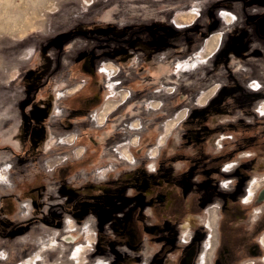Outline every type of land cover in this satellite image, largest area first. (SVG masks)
<instances>
[{
    "label": "rangeland",
    "instance_id": "obj_1",
    "mask_svg": "<svg viewBox=\"0 0 264 264\" xmlns=\"http://www.w3.org/2000/svg\"><path fill=\"white\" fill-rule=\"evenodd\" d=\"M137 28L164 33V48L143 38L127 45ZM249 40L264 47V0H0V264L33 262L29 235L42 239L49 264H105L88 254L90 223L65 244L68 219L57 231L41 214L71 193L116 190L99 210L121 213V245L127 174L163 159L161 169L180 165L156 155L203 154L196 167L215 163L214 175L225 163H260L264 177V55ZM78 47L85 56L76 60ZM91 53L102 54L95 74L81 68Z\"/></svg>",
    "mask_w": 264,
    "mask_h": 264
},
{
    "label": "flooded vegetation",
    "instance_id": "obj_2",
    "mask_svg": "<svg viewBox=\"0 0 264 264\" xmlns=\"http://www.w3.org/2000/svg\"><path fill=\"white\" fill-rule=\"evenodd\" d=\"M135 30L137 33L129 37L127 45L143 38L153 49H163L168 39L164 33ZM217 34L219 42L221 34ZM84 51V47H78L73 58L82 59ZM100 55L91 53L87 60H82V70L95 74ZM49 83L47 79L43 84H37L35 90ZM245 95L251 100L257 94L246 92ZM159 156H171L180 165L173 170L161 169L163 159L155 162L156 168L146 173L127 174L129 187L121 245L116 240L119 234L114 228L116 221H113L121 219V213L99 210L104 208L103 205H110L114 197L118 198L116 190H108L109 194L105 196L103 191L100 193L102 187H94L91 196L71 193L56 210L41 214L42 220L46 222L45 218H51L54 227L62 230L68 219L71 233L63 235V240L71 245L80 240L75 233L80 224L84 221L90 223L96 239V253L93 255L107 260L106 264H264V177L260 175L261 164L255 163L250 170L246 163L229 162L220 168L222 173L214 175L212 166L215 163L208 162L211 167L204 172L196 167V162L205 156L203 154H161L156 155L157 158L149 155L147 159L159 160ZM251 156L239 154L240 159ZM183 161L185 164L182 165ZM218 185L223 190L218 189ZM71 201L78 203L72 212L69 211ZM4 227L2 222L1 236H5L2 234ZM18 229L17 226L15 235H23L24 231Z\"/></svg>",
    "mask_w": 264,
    "mask_h": 264
},
{
    "label": "crops",
    "instance_id": "obj_3",
    "mask_svg": "<svg viewBox=\"0 0 264 264\" xmlns=\"http://www.w3.org/2000/svg\"><path fill=\"white\" fill-rule=\"evenodd\" d=\"M249 41H251V43H250V51L251 52H253L254 54H259V55H264V47L263 48H260L261 46L259 45V47L257 46V41L256 40H249ZM245 50H247V48L245 49ZM250 53V52H249ZM253 56H255V55H253ZM254 60H259V58L257 59V57H252ZM71 226H68V228H65V234L66 233H71ZM55 230H57V231H59L60 230V228H55ZM76 231V230H75ZM56 232V231H55ZM75 233H77V232H75ZM75 233H73V234H75ZM55 240H53V242H52V246H54V245H57V233H55ZM94 236H95V232H92V233H90L89 235H88V237L87 238H89L90 237V239L92 240L91 241V243H90V247H91V249L89 250V252H88V254H89V256H91V255H93V254H95L96 252H95V245H96V239L94 238ZM21 237H23V235H14V240H20L21 239ZM29 237H31V238H29ZM42 239H37V237H35V236H32V235H29L28 237H25L24 239H22V241H25V242H27V243H29L28 245H27V249L29 248L30 250H32L33 248H34V250L30 253V255H31V257L32 258H35V260L33 261V262H29L30 264H49L50 263V261H48V258H49V255L47 254V252H46V246L45 247H43V248H39V246L38 245H40V241H41ZM87 242H89V240L87 239ZM22 244H23V242H21V244H19L20 245V247H22ZM66 244V243H65ZM88 244V243H87ZM26 245V244H25ZM26 247H23V248H21V249H17V250H15V253L13 254V255H17V252H19V251H22V250H24ZM39 248V249H38ZM7 256H9V254H7ZM19 257H18V255L17 256H15V259L17 260ZM75 262H76V259H75V257H71ZM6 259H8V258H3V263L6 261ZM56 264H62V262L61 261H59V263H56ZM106 264V263H105Z\"/></svg>",
    "mask_w": 264,
    "mask_h": 264
},
{
    "label": "bare ground",
    "instance_id": "obj_4",
    "mask_svg": "<svg viewBox=\"0 0 264 264\" xmlns=\"http://www.w3.org/2000/svg\"><path fill=\"white\" fill-rule=\"evenodd\" d=\"M216 42H217V40L213 41V44L211 45V48H214V46L216 45Z\"/></svg>",
    "mask_w": 264,
    "mask_h": 264
}]
</instances>
